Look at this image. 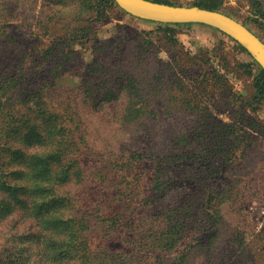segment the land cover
<instances>
[{
	"label": "rangeland",
	"instance_id": "rangeland-1",
	"mask_svg": "<svg viewBox=\"0 0 264 264\" xmlns=\"http://www.w3.org/2000/svg\"><path fill=\"white\" fill-rule=\"evenodd\" d=\"M167 1L213 7L264 43V0ZM8 59L15 95L0 116V176L22 167L10 150L50 148L25 138L44 122L33 101L20 106L32 89L37 99L48 88L80 169L56 188L67 216L0 220V264H134L123 254L140 230L174 239L157 248L170 264H264V90L260 67L231 38L148 22L113 0H0L1 73ZM76 217L88 229L67 223Z\"/></svg>",
	"mask_w": 264,
	"mask_h": 264
},
{
	"label": "trees",
	"instance_id": "trees-1",
	"mask_svg": "<svg viewBox=\"0 0 264 264\" xmlns=\"http://www.w3.org/2000/svg\"><path fill=\"white\" fill-rule=\"evenodd\" d=\"M108 1L109 3H112V0ZM153 2L174 5L168 2ZM195 6L208 10H216L213 7H206L200 4ZM5 37H7V35ZM69 53L70 51H58L57 54L54 55H63L66 57ZM9 61L10 60L8 59L6 65L1 68L5 77L2 76L0 71V116L4 114V109L8 108L6 105H14L11 103L13 101L15 91H13L9 96L6 94L8 91H11L10 82L8 81V72L4 71L12 70L7 65ZM14 62L22 64L21 62H17L16 59H14ZM252 62L257 65L253 60ZM42 71L43 77L38 78V80L48 82V75L53 73L50 71ZM257 77V84H259L258 81L261 83L262 93L264 90V72L260 68L258 70ZM49 86H51V84ZM47 89L41 91L40 93L38 92L37 99L34 94L37 91L33 89L27 90V94L25 95L24 100H22L23 103L20 106L25 110L27 109V105H30V102L33 101L34 106L36 107L35 113H37V115L44 120V122L40 123L39 128L38 125L31 124L30 122V124H28V122H25L29 125V130L32 129L33 131V134H31L32 136L26 135L25 138H33L35 140V144L40 145L44 143L50 146V148L46 151L34 152L26 157H24V153L19 149L9 151V162L13 165L22 167L14 169L10 172L9 176H6L7 172H3L2 176H0L1 191L5 194V197H8L7 199L0 198V220H3L4 218L14 214L16 211H19L28 212L34 219L47 222V218H50V216L54 213L59 215H63V213H65L67 216L66 209L70 208L69 198L62 197L58 194L56 188L57 185L67 181L73 172L77 174L80 168L79 163L68 155L70 152L75 151L73 147L75 144L69 139V130L62 125L63 123L59 121V116L54 114L50 105H48L47 99L50 97L49 94L46 95V92L48 91ZM103 99L111 101L116 99V95L110 90L105 93ZM43 123L46 125L45 128L42 127ZM43 129H45L43 133L39 132ZM53 165L59 166V170L54 172L52 168ZM13 174L22 176L23 179L26 177L29 178V183L27 184L23 181L22 183L17 182V178L11 176ZM54 175L56 176L54 177ZM68 219L69 220H66L68 224H72L80 229H83V227L88 229L87 222L83 217ZM136 230L139 229L136 228ZM141 232L142 230L137 231L135 235L127 237L126 242L128 243V248L130 250L129 252L123 254V256L126 257L125 260H132L134 264H170V260L160 257L161 253L157 248L161 247L165 249L174 245V239H170L167 235H163L159 238L158 242L155 239L153 241H148ZM76 243L78 254L81 255L83 259L82 254L85 255L87 253L86 246H83L82 242ZM64 253H66V251Z\"/></svg>",
	"mask_w": 264,
	"mask_h": 264
},
{
	"label": "water",
	"instance_id": "water-1",
	"mask_svg": "<svg viewBox=\"0 0 264 264\" xmlns=\"http://www.w3.org/2000/svg\"><path fill=\"white\" fill-rule=\"evenodd\" d=\"M127 14L148 22L199 24L216 29L238 44L264 72V43L245 25L218 11L149 0H113Z\"/></svg>",
	"mask_w": 264,
	"mask_h": 264
},
{
	"label": "crops",
	"instance_id": "crops-1",
	"mask_svg": "<svg viewBox=\"0 0 264 264\" xmlns=\"http://www.w3.org/2000/svg\"><path fill=\"white\" fill-rule=\"evenodd\" d=\"M149 1H158V2H168V3H171V2H169L167 0H149Z\"/></svg>",
	"mask_w": 264,
	"mask_h": 264
}]
</instances>
